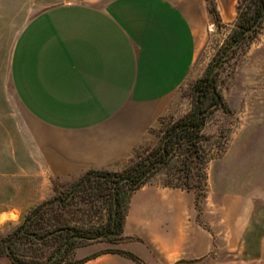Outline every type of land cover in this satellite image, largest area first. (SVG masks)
Listing matches in <instances>:
<instances>
[{
	"label": "crops",
	"instance_id": "1",
	"mask_svg": "<svg viewBox=\"0 0 264 264\" xmlns=\"http://www.w3.org/2000/svg\"><path fill=\"white\" fill-rule=\"evenodd\" d=\"M7 1L0 25L18 29L0 67V106L15 105L23 122L36 123L27 132L36 139L37 170L50 180L124 169L188 79L205 0ZM246 207L235 200L222 209L220 198L199 200L195 189L151 181L130 196L123 240L78 247L76 257H88L81 264H255L239 252L225 257L242 250ZM0 264L14 263L5 256Z\"/></svg>",
	"mask_w": 264,
	"mask_h": 264
},
{
	"label": "rangeland",
	"instance_id": "2",
	"mask_svg": "<svg viewBox=\"0 0 264 264\" xmlns=\"http://www.w3.org/2000/svg\"><path fill=\"white\" fill-rule=\"evenodd\" d=\"M250 3L251 0H205L206 16L203 26L197 29L196 56L188 79L162 106L159 117L127 165L137 154L156 147L166 129L191 110L193 85L206 72H212L218 79L224 103L213 106L203 129L207 136L203 147L208 158L204 196L220 198L222 209L235 200L247 204L242 250H227L225 257L239 252L243 259L264 264V15L251 42L237 48L232 46L231 38L238 6L245 9ZM9 4L7 0L0 1L2 7ZM211 7H215L217 17L211 13ZM17 29L0 25L1 68L7 65ZM21 118L15 105L0 106V235L13 231L31 209L56 193L67 191L82 176L48 180L37 170L36 139L27 132L29 128L34 131L36 123L23 122ZM179 166L180 161H172L152 181H169ZM192 182L199 185L204 180L194 176ZM107 207L102 199L82 195L69 206L66 215L73 225L95 229L107 221ZM95 242L101 240L91 243ZM76 249L70 257L73 260L77 258Z\"/></svg>",
	"mask_w": 264,
	"mask_h": 264
},
{
	"label": "trees",
	"instance_id": "3",
	"mask_svg": "<svg viewBox=\"0 0 264 264\" xmlns=\"http://www.w3.org/2000/svg\"><path fill=\"white\" fill-rule=\"evenodd\" d=\"M239 13L232 33V46L249 43L259 30L264 15V0H251ZM211 13L216 17L215 7ZM231 46V47H232ZM218 79L206 72L193 85L191 110L169 126L159 144L136 158L121 171L89 170L65 192L31 209L11 232L0 235V256H9L14 264H81L87 258L71 259L76 248L101 240L114 244L123 240L125 216L131 194L150 183L153 177L172 161H180L178 172L163 184L195 189L199 200L205 195L206 157L203 129L215 104H223ZM194 176L204 180L195 185ZM105 201L109 216L97 228L73 225L67 211L81 196ZM53 248L51 251H49ZM49 251V252H48ZM125 252V251H123ZM140 260L135 254L125 252ZM75 257V256H74ZM66 261V263H65Z\"/></svg>",
	"mask_w": 264,
	"mask_h": 264
}]
</instances>
